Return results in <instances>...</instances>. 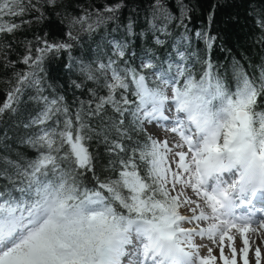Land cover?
<instances>
[{
    "label": "trees",
    "instance_id": "trees-1",
    "mask_svg": "<svg viewBox=\"0 0 264 264\" xmlns=\"http://www.w3.org/2000/svg\"><path fill=\"white\" fill-rule=\"evenodd\" d=\"M140 81L211 120L246 112L227 131L264 146V0H0V204L98 195L106 221L162 228Z\"/></svg>",
    "mask_w": 264,
    "mask_h": 264
},
{
    "label": "rangeland",
    "instance_id": "rangeland-1",
    "mask_svg": "<svg viewBox=\"0 0 264 264\" xmlns=\"http://www.w3.org/2000/svg\"><path fill=\"white\" fill-rule=\"evenodd\" d=\"M139 85L138 114L160 146L158 175L175 200L167 223L155 229L106 221L98 195L88 197L85 212L81 205L59 206L52 192L31 204L4 202L0 264H39L49 252L60 264H161L166 255L159 262L144 255L158 246L170 258L162 264H264V146L245 139L244 126L227 131L240 120H211L194 100L182 105L172 92L159 95ZM226 142L231 149L221 150Z\"/></svg>",
    "mask_w": 264,
    "mask_h": 264
},
{
    "label": "bare ground",
    "instance_id": "bare-ground-1",
    "mask_svg": "<svg viewBox=\"0 0 264 264\" xmlns=\"http://www.w3.org/2000/svg\"><path fill=\"white\" fill-rule=\"evenodd\" d=\"M238 111H241V110H237L236 112H238ZM221 210H223V209H221ZM241 213L242 212H240V216L239 217L240 218H245L246 215L243 214V213L241 214ZM247 214L249 216V213H247ZM222 215H224V214L222 213ZM222 215L219 214L218 216H222ZM228 215H230V214H225L224 216L227 217ZM224 216H223V218L226 219ZM218 220H220V219H218ZM233 229H234V231H237V232L241 231L240 227L237 226V225H235V227H233ZM12 241H15V238H13ZM143 243H145V242L143 241ZM147 251H148V253L146 254V251H145V254L144 255H145L146 258H150L152 260L151 262H159L160 261V257L163 256V255H166V258L164 260H162L161 264L163 262H165L167 259L168 260L170 259L169 256L166 254L167 253V250H165V248L162 247V246L152 247L151 249H149ZM139 258H141V257H139ZM138 264H140L139 261H138Z\"/></svg>",
    "mask_w": 264,
    "mask_h": 264
},
{
    "label": "water",
    "instance_id": "water-1",
    "mask_svg": "<svg viewBox=\"0 0 264 264\" xmlns=\"http://www.w3.org/2000/svg\"><path fill=\"white\" fill-rule=\"evenodd\" d=\"M245 115L246 114L244 112H241V111L236 112V118L239 120H243Z\"/></svg>",
    "mask_w": 264,
    "mask_h": 264
}]
</instances>
